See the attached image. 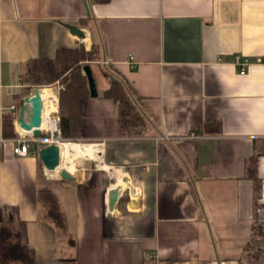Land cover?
Here are the masks:
<instances>
[{
  "label": "crops",
  "instance_id": "1",
  "mask_svg": "<svg viewBox=\"0 0 264 264\" xmlns=\"http://www.w3.org/2000/svg\"><path fill=\"white\" fill-rule=\"evenodd\" d=\"M94 42L98 97L83 104L71 142L94 157L67 170L81 181H62L63 168L14 154L31 137L21 103L39 88L21 77L31 61ZM260 58L264 0H0V223L17 209L36 264H264ZM106 67L133 89L142 127L124 130L120 104L105 98ZM50 87L59 117L62 85ZM256 156L259 188L248 175Z\"/></svg>",
  "mask_w": 264,
  "mask_h": 264
},
{
  "label": "trees",
  "instance_id": "2",
  "mask_svg": "<svg viewBox=\"0 0 264 264\" xmlns=\"http://www.w3.org/2000/svg\"><path fill=\"white\" fill-rule=\"evenodd\" d=\"M99 60V46L94 42L90 51L82 45L63 49L55 59L31 61L27 63L26 71L21 77V82L28 86V91L32 87L53 86L57 83L62 85L59 98V123L61 138L70 141L67 143L78 142L81 135L83 104L91 96L84 67ZM106 73L111 85L105 93V98L120 104L124 130L142 127L143 116L140 114L137 98L130 84L122 75L108 67ZM47 91L53 94L48 89ZM5 128L10 135L15 136L12 117L6 120ZM258 160L259 156H256L248 163V175L255 181L256 188L260 185ZM9 211L12 221L0 223V264H36L35 251L28 243L27 224L21 221L17 209H9Z\"/></svg>",
  "mask_w": 264,
  "mask_h": 264
},
{
  "label": "water",
  "instance_id": "3",
  "mask_svg": "<svg viewBox=\"0 0 264 264\" xmlns=\"http://www.w3.org/2000/svg\"><path fill=\"white\" fill-rule=\"evenodd\" d=\"M68 28L78 37L87 40V37L81 29L74 25H69ZM84 73L87 76L89 90L92 98L98 97V89L96 81L93 75L92 68L89 65L84 67ZM41 89L38 88L34 91V95L26 97L22 101L21 116L19 119V126L26 132H30V135L34 139L44 138L42 124L43 113V101L41 98ZM26 115L28 120H26ZM40 160L44 167L48 171H56L60 168L61 164V147L58 144L47 145L40 150ZM59 179L62 181H81V172H78L76 176H72L67 170H61L59 173ZM120 196V188L109 192V210L113 211Z\"/></svg>",
  "mask_w": 264,
  "mask_h": 264
},
{
  "label": "bare ground",
  "instance_id": "4",
  "mask_svg": "<svg viewBox=\"0 0 264 264\" xmlns=\"http://www.w3.org/2000/svg\"><path fill=\"white\" fill-rule=\"evenodd\" d=\"M43 101V113H42V124L44 125V131L55 132L58 128V124L51 118V114L56 110V103L47 100L43 95H41ZM45 125H48L46 128ZM30 134V132H28ZM94 157V152L92 147H85L73 143H63L61 145V164L60 168L68 170L70 173L76 171V161L86 158L92 159ZM59 168V169H60ZM58 169V170H59ZM57 170V171H58ZM53 173V172H52Z\"/></svg>",
  "mask_w": 264,
  "mask_h": 264
},
{
  "label": "built area",
  "instance_id": "5",
  "mask_svg": "<svg viewBox=\"0 0 264 264\" xmlns=\"http://www.w3.org/2000/svg\"><path fill=\"white\" fill-rule=\"evenodd\" d=\"M258 63L264 65V58L258 59ZM235 65L238 68L240 75L245 76L248 72L249 62L243 57H237ZM54 121L58 124V128L55 132H48L49 137L34 139L31 137H23L16 141L14 147V154L20 157H26L32 155L33 157H39L40 150L38 146H47L52 144L60 145L64 140L61 138L60 120L57 113L52 116ZM195 138V136H193Z\"/></svg>",
  "mask_w": 264,
  "mask_h": 264
},
{
  "label": "rangeland",
  "instance_id": "6",
  "mask_svg": "<svg viewBox=\"0 0 264 264\" xmlns=\"http://www.w3.org/2000/svg\"><path fill=\"white\" fill-rule=\"evenodd\" d=\"M92 64V63H91ZM93 68H95V67H93ZM57 84H60V83H57ZM39 88H41V87H39ZM51 87L50 86H44V87H42V91H41V95H43L45 98H52V97H50L47 93H49L48 91H47V89H50ZM44 89V90H43ZM45 92H47V93H45ZM50 94V93H49ZM50 95H53L54 96V94H50ZM50 99H48V100H50ZM141 114V113H140ZM54 115V114H53ZM141 116H142V114H141ZM51 118H52V115H51ZM53 119V118H52ZM43 127H44V125H43ZM42 126H41V129L43 130V133H47L48 134V132H50V131H44V128H43ZM45 127L47 128L48 127V125H45ZM73 144H76V143H73ZM78 144V143H77ZM100 167V166H99ZM42 182V181H41ZM64 183H68V182H64Z\"/></svg>",
  "mask_w": 264,
  "mask_h": 264
}]
</instances>
